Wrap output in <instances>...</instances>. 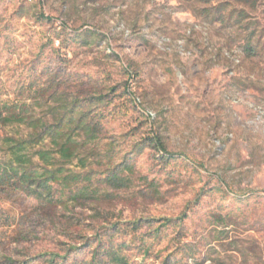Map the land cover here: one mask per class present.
Here are the masks:
<instances>
[{"label": "rangeland", "instance_id": "obj_1", "mask_svg": "<svg viewBox=\"0 0 264 264\" xmlns=\"http://www.w3.org/2000/svg\"><path fill=\"white\" fill-rule=\"evenodd\" d=\"M55 90L102 98L92 194L49 216L0 195V264H72L113 224L187 264H264V0H0V104Z\"/></svg>", "mask_w": 264, "mask_h": 264}, {"label": "trees", "instance_id": "obj_2", "mask_svg": "<svg viewBox=\"0 0 264 264\" xmlns=\"http://www.w3.org/2000/svg\"><path fill=\"white\" fill-rule=\"evenodd\" d=\"M38 93L31 104L21 94L0 104V131L6 127L14 130L0 138V195L8 199L20 193L33 196L42 213L49 216L51 210L92 194L79 186L90 181L91 159L101 155L96 122L89 110L93 105L99 109L103 103L100 96L87 100L57 90ZM40 108L43 110L38 111ZM152 144L163 149L157 139ZM166 157L172 155L166 153ZM110 229L105 234L91 227L92 236L81 249H87L86 254L72 264H152L156 260L159 264H187L185 248L178 258L176 253L162 256L163 250L153 254L152 245L133 234L128 237L131 232L126 234L127 229L116 224ZM122 232L126 237H120ZM69 251L78 253V247Z\"/></svg>", "mask_w": 264, "mask_h": 264}]
</instances>
